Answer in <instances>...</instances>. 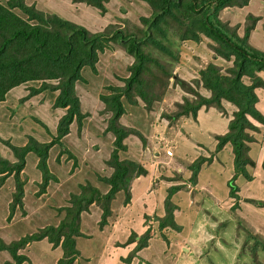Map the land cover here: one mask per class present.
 <instances>
[{"label": "rangeland", "instance_id": "rangeland-1", "mask_svg": "<svg viewBox=\"0 0 264 264\" xmlns=\"http://www.w3.org/2000/svg\"><path fill=\"white\" fill-rule=\"evenodd\" d=\"M7 1L0 0L2 4ZM21 1L24 7L32 11L40 12L45 16H58L84 27L90 34L109 33L115 28L136 34L140 27H144L141 17L149 16L151 13V8L143 0H108L104 1V9L84 1ZM259 1L250 0L243 7H226L220 10L219 18L234 29L239 36H242L244 32L242 30L249 22L246 20L247 15L259 16L257 26L261 32L264 30V5ZM14 11L25 17L19 9L15 8ZM170 35L172 38L173 35L171 33ZM173 38L178 39L177 37ZM249 40L248 37V43L253 46L254 44ZM174 43L169 46L173 54L163 52L162 61L166 60V65L172 66L178 77L188 83H193L194 79L201 77L200 71L207 64H216L221 74L229 73L228 69L233 65V57L227 60L213 54L210 44H214V41L203 34L200 35V40L197 42L174 40ZM254 47L258 48L256 45ZM258 49L264 51L262 48ZM132 60L133 58L125 53L124 46L113 41L106 51L99 53L93 67L86 65L82 68L83 80L76 83L75 90L90 114L86 125H82V136L79 137L75 134L77 125L73 122L70 125V133L64 136L65 150L57 144L49 149L46 160L49 179L46 184L43 182L42 172L37 168L38 157L34 153L29 155L20 176V179L25 183L23 204L16 210L11 223H5L7 211L6 209L2 210V206H0V223L2 225H0V240L3 241L0 243L9 244L24 235L39 233L46 225L57 226L64 217V207L70 205L72 193L80 194L84 190L81 189L84 186L87 188L85 191L87 193L91 187H97L101 193L108 190L109 186L101 178L107 177L113 170L107 163L113 138L106 140L107 136L104 135L107 133H104V130L110 112H102L104 103L100 96L109 94L110 90L105 88V83L97 88V83L102 81L103 76L105 77L107 73L108 78H111L115 86L123 85V78L128 76V66ZM259 73L264 78V70ZM244 80L248 82L246 76H244ZM173 81V77H170L165 96L162 100L155 101L149 112H146L141 103L138 106L126 104L129 109L125 112L124 122L129 126L139 128L148 138L146 145L142 142L144 148L135 136L130 137L129 140L130 144L137 146L131 153L134 152L136 157L139 155L145 166L153 164L157 158L153 154L156 150L161 153V159L167 166L171 161L182 162L181 159H172L170 157L172 153L170 155L165 153L163 147L167 145V142L163 143L162 137L156 136L159 133H156L153 125V123L157 125L162 122L169 127L174 124L175 120L169 121L161 114L169 113L170 109H173L174 103L181 101L183 96H191L178 85H174ZM46 82L55 84L57 80H46ZM41 83V80L27 81L7 93L5 101L0 103V139L20 145L26 142L29 135L39 141L46 142L52 138V134H55L57 121L65 110L53 108L56 91L50 92L47 89L31 93V89L39 88ZM201 92L204 91L201 90ZM136 108H140L141 111ZM229 118L228 116V120ZM35 119L41 121L42 124L39 126ZM249 119L256 127L255 130H249V133L252 136L259 133L260 138H264V123H260L250 116ZM90 129L94 130L88 131ZM88 132L91 136L87 135ZM101 133H104L102 137ZM109 134L108 136H110ZM162 134L165 135V132ZM147 143L150 147L149 155H147ZM0 153L6 158H12L10 149L2 140H0ZM69 153H71L70 156ZM129 155L130 153L126 156L129 157ZM122 157H125V154ZM166 157H168V162ZM158 176L161 174L153 175L152 180H149L148 183L142 178L141 186L134 190L130 184V200L126 204L123 203L125 192L119 191L116 194L118 195L115 197L116 199L112 200L110 204L112 212L105 218L106 223L102 226L99 223L102 206L97 203L88 205V208L79 217V228L83 230V233L76 238L79 255L73 264H264V214L260 218L261 222L245 219L248 222L246 223L244 219V221L241 219L242 217L239 218L240 215L237 217L233 213V211L235 212V209L232 210L235 207L232 206L233 203L222 208L220 205L217 207L216 204L204 199V203L209 205L208 213L200 211L198 218V221H201L200 224L195 221L194 224L183 227V229L174 223V209L171 215V225L160 228L158 215L156 213L147 214V206L142 207L145 200L141 197L144 189L152 193V196L156 194L160 187ZM9 177L11 179L8 183L6 182L2 197L5 198V195L10 194L11 200L12 192L15 191V183L13 177ZM187 184L191 183L188 181ZM187 184L183 186L189 188ZM161 192L167 194L168 188ZM6 197L8 198V196ZM133 197L136 198L137 205H133L131 202ZM257 202L264 212V204H261L264 203V198ZM164 214L163 211L160 217H163ZM127 215L131 219L130 225L121 219L128 217ZM147 229L151 235V239L148 240L149 247L148 245L142 247L132 254L129 260H126L135 249L139 235H142ZM179 231L182 234L181 238L188 237L187 242L182 241L178 246L170 247L171 239L177 236ZM132 233L138 236H135V241L129 242ZM159 242L162 243L163 250L159 248ZM57 245H53L47 236L35 242L31 240L18 250L28 258V261H24L22 264H56L60 258H63L62 247L60 244ZM170 256L173 261L166 259ZM8 260H10L9 252L0 249V264H4Z\"/></svg>", "mask_w": 264, "mask_h": 264}, {"label": "trees", "instance_id": "trees-1", "mask_svg": "<svg viewBox=\"0 0 264 264\" xmlns=\"http://www.w3.org/2000/svg\"><path fill=\"white\" fill-rule=\"evenodd\" d=\"M73 1H84L104 9V1L108 0ZM143 1L149 5L151 13L149 16L141 17L144 27L137 28L136 34L120 28L112 29L109 33L90 34L84 27L58 16H45L32 11L24 7L21 0H8L5 4L0 2V102L4 101L7 93L19 84L41 80L40 87L31 89V93L47 89L50 92L56 91L53 108L65 110L57 121L55 134H52L49 141H39L29 135L25 143L14 145L8 140L0 139L10 149L12 155V158H6L0 153V184L9 176L13 177L15 183V191L12 192L8 203L7 222L11 221L16 210L23 204L25 183L20 176L28 155L34 153L38 157L37 168L42 172L43 182L46 184L49 179L46 161L49 149L57 144L65 150L64 136L70 133V125L73 122L77 125L75 134L82 136V125L90 115L75 90L76 83L83 80L82 68L86 65L93 67L99 53L106 51L113 41L124 46L125 53L133 58L128 66L129 74L123 78V85L115 86L107 73L102 81L97 83V88L105 83V88L110 90L109 94L100 96L104 103L102 112H110L104 130V133H107L103 134L107 136L106 140L113 138L107 161L113 170L110 175L101 178L109 186L108 190L101 193L97 187H91L87 193L84 186L80 194L72 193L70 205L64 207V217L57 226L46 225L39 233L24 235L9 244L0 243V249L10 254V260L4 264H22L28 261L27 256L18 250L31 240L38 241L45 236L53 245L60 244L62 247L63 258L56 264H73L79 255L76 238L83 233L79 228V217L88 205L97 203L102 206L99 222L102 226L106 223L105 218L112 212L110 204L116 199L119 191L125 192L123 203L129 202L130 184L133 186L138 178L146 177L149 172L140 156L136 157L134 152L131 153L137 146L130 144L129 140L135 136L143 146V143L146 145L148 138L139 128L124 122L123 116L129 109L126 104L138 106L141 103L146 112L151 111L154 102L162 100L165 96L170 77H173L174 85H178L191 96L185 95L181 101H176L169 113L161 114L163 118L169 121L182 116L196 118L199 109L211 107L222 116L230 117L227 130L215 135L217 140L215 150L211 151L208 157L196 158L186 167L191 171L188 181L192 185L196 184L201 166L209 163L216 152L228 144L233 157V174L228 178L227 186L229 197L233 199L232 206H235L232 210L239 208L241 188L237 179L241 176L250 181L252 174L248 167L255 165L254 159L249 155L250 143L254 141V136L249 130H255L256 127L249 116L264 123V115L256 107L258 101L256 89L264 91V78L259 73L264 70V51L248 43L250 32L260 18L247 15L246 20L249 22L242 30L243 35L239 36L226 22L221 21L219 12L229 6L243 7L249 0ZM15 8L22 11L25 17L14 11ZM170 33L178 39L171 38ZM201 34L214 41L210 47L215 56L227 60L233 57V65L228 69L229 73L221 74L216 64H207L200 71L201 77L194 79L193 83H188L178 77L172 66L166 65V60L162 61L163 52L173 54L169 46L173 45L174 40L197 42ZM244 76L248 82L244 80ZM46 80L57 82L51 84ZM227 105L233 106L230 113L227 111ZM137 109L141 111L140 108ZM35 121L38 125L42 124L37 119ZM92 130L94 129L88 131ZM103 134L101 133V137ZM87 135L91 136L89 132ZM122 153L125 157H122ZM162 177L161 175L160 178ZM179 188L180 185L168 187L163 199L165 214L163 217L158 215L160 228L171 225V215L176 209L172 196ZM135 236L138 235L132 233L129 242L135 241ZM139 236L135 249L126 260H129L137 250L147 246L148 240L151 239L149 229ZM1 240L0 242H3Z\"/></svg>", "mask_w": 264, "mask_h": 264}, {"label": "crops", "instance_id": "crops-1", "mask_svg": "<svg viewBox=\"0 0 264 264\" xmlns=\"http://www.w3.org/2000/svg\"><path fill=\"white\" fill-rule=\"evenodd\" d=\"M259 2H262L264 5L263 0H260ZM257 25L258 22L249 35V41L258 46V48L264 49V30L259 32L260 29H258ZM256 35L258 36L256 37ZM256 92L258 94L256 107L264 115V91L262 89H256ZM232 110L233 107L231 108V105H229L227 111L230 113ZM155 124L156 123H153L156 133H159L156 136H161L163 143L164 141L167 142V145H164L163 147L165 153L169 155L172 153V156L170 157L172 159H181L183 164L182 162L175 163L171 161L167 166L161 159V153L157 150L154 151L153 154L157 158L153 161L152 165H146L149 171L147 176L138 178L133 184L134 190L141 186L142 178L145 179L143 181H147L148 183L149 180H152L151 178L153 175L161 174L163 176L162 178H160L161 176H158L160 187L155 195L152 196V193H149L145 189L143 195H141L142 199L145 200V202L142 203V207L147 206V214L156 213L159 216L162 214L164 211L163 199L166 196V193H162L161 191L163 189L165 191L171 185H180V188L172 196V201L176 206L175 212L173 213V219L174 223L178 225L180 229H183V227L186 226H191L195 221L197 222L200 211L208 213L207 207H209V205L204 203V199L216 204V206L220 205L222 208H225L228 205L230 206L233 203V200L229 197L227 180L233 174V157L228 144H226L221 150L217 151L209 163H204L201 166L197 175L196 184H187L191 171L185 166V163H191L200 156L208 157L210 155L209 152L215 150L217 143L215 142V135L222 134L227 130L228 117L222 116L211 107L208 109H199L196 118L182 116L175 120L174 124H171L169 127L165 126L162 122H159L157 125ZM163 132H165V135L162 134ZM253 136L254 141L250 143L249 155L254 159L255 165L253 167H248L250 170L249 172L252 174V179L247 181L241 176L238 177L237 183L241 188L239 191V208L235 209V212L233 211V213L236 214L237 217L240 215L239 218L242 217V220L247 219L252 220V222H259L262 214H264V212H262L263 208L257 204V201L264 198V138H260L259 133ZM168 144L170 145L169 147ZM169 149L171 152H169ZM149 153L150 147L148 145L147 155H149ZM174 153L176 155L175 157ZM166 159L168 162V157H166ZM161 162L164 163V165H162ZM10 179L11 177L6 178L3 184L0 185V206H2V210L6 209V217L8 214L10 194L5 195V198H3L2 193L3 190H5L6 182L8 183ZM184 184H187L189 188L183 186ZM6 196H8V198ZM131 202L133 205H137L136 198L133 197ZM216 210L219 212L218 209ZM257 216L259 217L257 218ZM6 217L5 223L7 224L14 220L12 218L13 220L11 219L10 222H7ZM121 219L125 220L128 225L131 224L129 216L122 217ZM2 221L4 222L3 217ZM200 222L198 221V224H200ZM244 222L248 223L246 220ZM181 235L182 234L179 232L177 236L171 239L170 247H172V245L178 246L182 241H184V243L187 242L186 240H188V237L181 238ZM161 244L162 243L159 242L158 246L163 250ZM166 259L172 260V256L167 257Z\"/></svg>", "mask_w": 264, "mask_h": 264}, {"label": "clouds", "instance_id": "clouds-1", "mask_svg": "<svg viewBox=\"0 0 264 264\" xmlns=\"http://www.w3.org/2000/svg\"><path fill=\"white\" fill-rule=\"evenodd\" d=\"M167 155V154H166Z\"/></svg>", "mask_w": 264, "mask_h": 264}]
</instances>
